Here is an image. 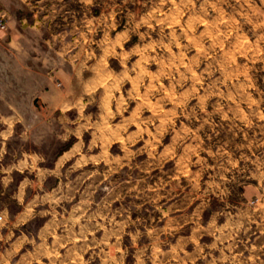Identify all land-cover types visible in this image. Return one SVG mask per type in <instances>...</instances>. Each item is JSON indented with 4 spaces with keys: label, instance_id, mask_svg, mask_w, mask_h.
<instances>
[{
    "label": "rangeland",
    "instance_id": "374dc122",
    "mask_svg": "<svg viewBox=\"0 0 264 264\" xmlns=\"http://www.w3.org/2000/svg\"><path fill=\"white\" fill-rule=\"evenodd\" d=\"M7 13L0 264H264V0Z\"/></svg>",
    "mask_w": 264,
    "mask_h": 264
},
{
    "label": "crops",
    "instance_id": "0c3cea01",
    "mask_svg": "<svg viewBox=\"0 0 264 264\" xmlns=\"http://www.w3.org/2000/svg\"><path fill=\"white\" fill-rule=\"evenodd\" d=\"M12 0H0V10L3 9H7L10 5V2ZM8 14V30H1L0 29V45L6 43L10 46H15L18 47L20 44V30L15 28V24L13 22V20H11V15L9 13ZM6 48V47H5ZM8 53H10L11 55L15 56V51L10 49L8 51ZM7 54V51L3 52V55L5 56ZM2 115V114H1ZM33 154L28 153V156H26L25 158H19L16 161H12L10 163V167L13 168V170H22L25 169L26 167H28L27 165L31 164L33 162ZM21 164V165H20ZM23 164V166H22ZM20 166H22L20 168Z\"/></svg>",
    "mask_w": 264,
    "mask_h": 264
},
{
    "label": "built area",
    "instance_id": "2783aa9c",
    "mask_svg": "<svg viewBox=\"0 0 264 264\" xmlns=\"http://www.w3.org/2000/svg\"><path fill=\"white\" fill-rule=\"evenodd\" d=\"M0 26H1V27H4L5 24H4L3 22H0Z\"/></svg>",
    "mask_w": 264,
    "mask_h": 264
}]
</instances>
